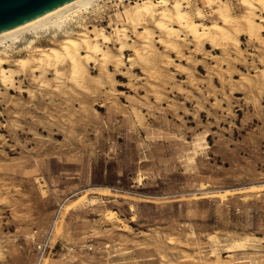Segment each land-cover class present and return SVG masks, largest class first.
I'll return each mask as SVG.
<instances>
[{"label":"rangeland","instance_id":"374dc122","mask_svg":"<svg viewBox=\"0 0 264 264\" xmlns=\"http://www.w3.org/2000/svg\"><path fill=\"white\" fill-rule=\"evenodd\" d=\"M139 1H102L83 23L104 27L118 55L114 27L130 42L141 29L117 14ZM223 1L245 14L242 0ZM189 2L196 19L218 20L215 5ZM261 17L262 39L242 34L229 58L156 41L151 63H92L82 85L69 69L0 85V264H264ZM32 38L9 49L11 65Z\"/></svg>","mask_w":264,"mask_h":264},{"label":"bare ground","instance_id":"6f19581e","mask_svg":"<svg viewBox=\"0 0 264 264\" xmlns=\"http://www.w3.org/2000/svg\"><path fill=\"white\" fill-rule=\"evenodd\" d=\"M102 1L105 0H72L38 18L0 32V85L11 89L16 85V78L27 72L45 75L52 70L55 77L63 78L66 69L70 70V78H73L77 85H82L91 74L92 63H95V66L99 63L102 70L108 73L111 72L110 67L113 64L117 67L125 64L134 67L140 63H151L152 59L148 53L153 51L156 41L168 50L181 53V41L190 39L188 41L192 42L197 50L204 49L208 44L221 49L229 58L232 54L240 53L242 34H246L250 41L257 42L262 39L263 23L260 24L258 19L261 17L259 12L264 13V0H242L246 12L240 18L233 15L225 1L205 0L208 6L215 5L216 8L218 20L211 24L203 21L205 14L202 10L198 11L199 18L196 19L186 8L190 0H140L124 7L117 14L122 23L141 30L137 32L136 40L130 42L128 27L115 26L114 41L118 43L119 52L115 55L106 48V44L111 42V34L109 35L104 27L89 28L83 23L91 13L103 9L105 4H101ZM262 18L264 19V16ZM149 22L154 23L153 28L149 27ZM77 27L80 29H76ZM61 34L64 39L57 45L43 47L35 44L48 35H51V42L54 43ZM27 35L33 36L27 46L31 55L21 57L11 65L9 49L25 40ZM128 50H133L134 53L125 60ZM154 72L155 79H160V73ZM153 75L150 71L149 76ZM262 75L264 76V71ZM100 79L101 77L98 78ZM244 246V242H236L228 246V251Z\"/></svg>","mask_w":264,"mask_h":264},{"label":"water","instance_id":"95a60500","mask_svg":"<svg viewBox=\"0 0 264 264\" xmlns=\"http://www.w3.org/2000/svg\"><path fill=\"white\" fill-rule=\"evenodd\" d=\"M72 0H0V32L38 18Z\"/></svg>","mask_w":264,"mask_h":264}]
</instances>
